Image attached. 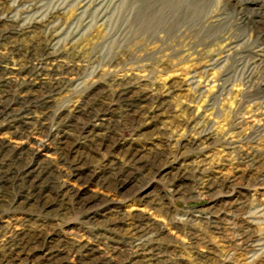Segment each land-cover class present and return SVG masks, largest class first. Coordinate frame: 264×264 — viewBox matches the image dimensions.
<instances>
[{"label": "rangeland", "instance_id": "obj_1", "mask_svg": "<svg viewBox=\"0 0 264 264\" xmlns=\"http://www.w3.org/2000/svg\"><path fill=\"white\" fill-rule=\"evenodd\" d=\"M0 17V264H264V0Z\"/></svg>", "mask_w": 264, "mask_h": 264}, {"label": "bare ground", "instance_id": "obj_2", "mask_svg": "<svg viewBox=\"0 0 264 264\" xmlns=\"http://www.w3.org/2000/svg\"><path fill=\"white\" fill-rule=\"evenodd\" d=\"M1 19L2 18L0 17V20ZM3 22L6 23V25H13V24L17 23V21H15L13 19L12 20H8V21H3ZM0 32H1V30H0ZM30 54H31V56H34V52L33 51H30ZM40 54L43 55L44 54L43 51ZM40 70H41V67L35 68V72H38ZM57 86H58V82H53L51 84L46 83L45 86L42 87V89H43V90H41L42 93L40 95H37V96L33 97L35 99L34 102L35 103L36 102L44 103L45 97L47 96L46 95L47 92H52L53 90H55L57 88ZM121 94L124 95L125 93H121ZM27 99L29 101L32 98L27 97ZM23 106L25 107V105H23ZM25 108L27 109L26 111H30V109L32 110V107H25ZM6 109H8V107H5V105L1 101L0 102V115L4 114ZM15 161H17V160H15ZM3 163L4 162L0 161V198H2V199H3V196H4L3 195L4 194L3 190L5 189L6 184L7 183L17 182L20 179V176L22 174L20 170H18L15 167H12L11 165H8V166L1 165ZM15 174L16 175L18 174V176L13 178L12 176H14ZM38 193H39V191H38ZM17 240L18 239L15 236L14 237H10L9 239L5 240L2 248L5 249V252H6L8 257L12 256V254L15 252V249L20 248L21 245H20V243Z\"/></svg>", "mask_w": 264, "mask_h": 264}]
</instances>
